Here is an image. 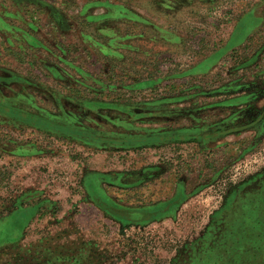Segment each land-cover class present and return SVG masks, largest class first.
Instances as JSON below:
<instances>
[{"label": "rangeland", "instance_id": "obj_1", "mask_svg": "<svg viewBox=\"0 0 264 264\" xmlns=\"http://www.w3.org/2000/svg\"><path fill=\"white\" fill-rule=\"evenodd\" d=\"M17 1L0 0V264H264V0H164L139 25Z\"/></svg>", "mask_w": 264, "mask_h": 264}, {"label": "crops", "instance_id": "obj_2", "mask_svg": "<svg viewBox=\"0 0 264 264\" xmlns=\"http://www.w3.org/2000/svg\"><path fill=\"white\" fill-rule=\"evenodd\" d=\"M45 1L50 5H56V6L61 5V2L59 3V0H45ZM170 1L171 0H168L167 2H170ZM26 2L31 4V2L28 0H20V1H17L15 5L18 7H21L23 6L22 4H25ZM163 2L164 0H119L116 2H114L113 0H99V1H90V0L88 1L87 0L85 1L84 5L89 4L90 6H92L93 4L99 3L100 7L98 8L102 9L104 14L101 15L100 17L86 18V15L84 13L77 12L78 14L74 16L73 22H77L76 21L77 18L78 19L84 18L87 23H90V21L100 22V23L104 21L105 23H108V22H111L112 19H115L117 22L124 21V23L126 24H133V25H139V24H143L146 22L149 23L150 19L152 18L156 19L160 17V15L156 13V11H157V7L161 6ZM101 5H106L107 8H104ZM109 6L113 7V9H108ZM81 11H84V10H82L81 8ZM113 15H115V18H113ZM93 19H98V20H93ZM104 28H107V27H104ZM42 45H44L43 42H42ZM73 49L75 50V48ZM60 52L62 51L60 50ZM104 65L107 69H110L111 66L113 67V65L109 63H105ZM213 68L214 67H212L211 69ZM191 127H192L191 129H189V127H187V129H181L180 131H177L174 134L177 136L183 137V138H187V137L196 138L198 136H203V134L207 132V129L197 128L196 125L195 126L192 125ZM169 135H171V132L169 133ZM171 136L173 137V134ZM125 147L126 146H124V148ZM135 147H137L135 149H139L144 146L138 145Z\"/></svg>", "mask_w": 264, "mask_h": 264}, {"label": "trees", "instance_id": "obj_3", "mask_svg": "<svg viewBox=\"0 0 264 264\" xmlns=\"http://www.w3.org/2000/svg\"><path fill=\"white\" fill-rule=\"evenodd\" d=\"M187 138H189V137H187ZM197 138V137H196ZM193 139H195V138H193Z\"/></svg>", "mask_w": 264, "mask_h": 264}]
</instances>
